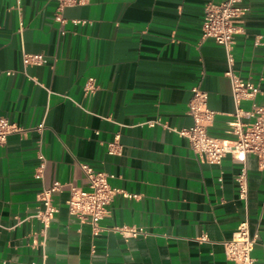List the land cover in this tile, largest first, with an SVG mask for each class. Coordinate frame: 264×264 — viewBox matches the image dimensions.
Here are the masks:
<instances>
[{"label":"crops","instance_id":"obj_1","mask_svg":"<svg viewBox=\"0 0 264 264\" xmlns=\"http://www.w3.org/2000/svg\"><path fill=\"white\" fill-rule=\"evenodd\" d=\"M222 1L92 0L64 8L60 22L54 0H0V119L21 130L0 146V264H233L223 243L243 222L257 235L255 264H264L256 159L247 157L240 200L241 164L230 156L202 162L175 134L193 124L187 111L197 87L215 113L209 134L232 139L226 51L202 36L204 7ZM242 3L232 68L259 86L264 105V0ZM24 53L43 61L24 65ZM90 78L97 90L87 96ZM113 143L118 155L108 153ZM83 165L122 192L101 230L69 215L67 189L53 197L58 212L44 225L39 193L54 182L84 188Z\"/></svg>","mask_w":264,"mask_h":264},{"label":"built area","instance_id":"obj_2","mask_svg":"<svg viewBox=\"0 0 264 264\" xmlns=\"http://www.w3.org/2000/svg\"><path fill=\"white\" fill-rule=\"evenodd\" d=\"M56 2V20L63 22L61 14L64 8L73 6H86L92 0H54ZM243 0H223L218 4H208L204 7L202 24L203 38L212 39L216 44L222 46L226 51L228 64L227 78L231 84V96L235 111L231 120L227 123L228 133L232 139L224 140L215 138L209 134L208 129L214 121L215 113L207 108V94L197 87L192 88V98L188 104V115L193 124L190 128L175 130V134L186 139L189 148L202 162L208 164H220L222 159L230 156L234 161L241 164L239 173L235 178L238 197L245 200L247 197V168L248 156H253L257 162L259 171L264 172V105L258 104L256 98L261 94L259 86L250 78L243 79L233 71L232 49L234 37L239 33L238 23L245 15L247 9L243 6ZM43 61L41 54H22L24 65H39ZM97 90L92 78L86 80L83 91L90 96ZM249 103V108L243 109V103ZM42 125L38 130H42ZM21 132L6 120L0 119V146H2L8 135ZM110 155H118L120 147L113 143L108 145ZM38 168L35 172L36 178H41L45 158L38 152ZM86 186L84 188L74 183L60 184L54 182L52 186L42 190L37 201L42 203L44 209L36 215L44 225L49 224L58 212L53 204V197L63 189L68 190V199L65 206L70 216L75 217L80 223L88 224L95 232L101 230L99 224L109 216V206L117 194L122 193L112 188L108 179L110 175L95 171L83 165ZM129 197V196H127ZM264 208V201H263ZM112 231L122 235H146L143 230L131 228H112ZM257 241V235L252 234L246 222L241 223L231 240L223 243L225 256L233 264H255L252 252Z\"/></svg>","mask_w":264,"mask_h":264}]
</instances>
